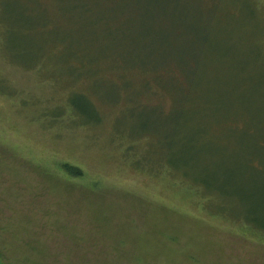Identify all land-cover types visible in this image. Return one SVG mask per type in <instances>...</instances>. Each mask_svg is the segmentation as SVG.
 <instances>
[{"label":"rangeland","instance_id":"rangeland-1","mask_svg":"<svg viewBox=\"0 0 264 264\" xmlns=\"http://www.w3.org/2000/svg\"><path fill=\"white\" fill-rule=\"evenodd\" d=\"M262 223L264 0H0V264H264Z\"/></svg>","mask_w":264,"mask_h":264},{"label":"trees","instance_id":"trees-1","mask_svg":"<svg viewBox=\"0 0 264 264\" xmlns=\"http://www.w3.org/2000/svg\"><path fill=\"white\" fill-rule=\"evenodd\" d=\"M107 28H110V26L108 24H107L106 28H104V29H107ZM101 39H102V37H101V33H100L99 38L98 39H92V41H94V42L93 43L90 42V43L95 44V45H99ZM77 53H78V50L75 52V54L73 53V55L75 56ZM118 67H121V66H118ZM134 70H135L134 68L129 69L127 71V74H129L130 72H132ZM88 73H89V71H88ZM163 73H165L166 78L171 79L170 81H173L174 76H175V87H176L175 91H178V94H179V99L177 101V103H178L177 105H179V106L188 105L189 107H193V106L205 107L206 106V103L204 102V105H205L204 106L202 100L199 97H197L194 93H192V94L190 93L189 86L187 85L186 80L184 79V77L181 74H179V72L177 70H174L173 67H166V69ZM151 76H152L151 77L152 83L155 82L159 87L162 88L163 86H162V83L160 82L162 72H159L157 74L153 72V74ZM180 78H182V80H180ZM147 85H149V84L147 83ZM171 87H173V86H171ZM168 89H169V87H167V89L165 88L164 90L162 88V90L164 92L166 91V93H168V91H169ZM230 122L232 123V126H234V127H236V126L239 127V125H240L237 120H233V121L230 120ZM235 123H236V125H235ZM64 167H65V169L69 168V169L76 171L78 175H82V172L77 168L68 167V166H64ZM261 228H262V232H264V223L261 224Z\"/></svg>","mask_w":264,"mask_h":264}]
</instances>
